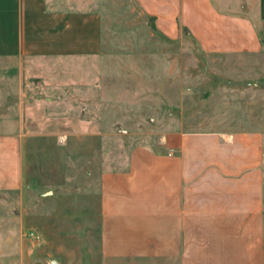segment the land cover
Here are the masks:
<instances>
[{
  "label": "crops",
  "instance_id": "0c3cea01",
  "mask_svg": "<svg viewBox=\"0 0 264 264\" xmlns=\"http://www.w3.org/2000/svg\"><path fill=\"white\" fill-rule=\"evenodd\" d=\"M114 3L0 0V189L22 186V141L41 118H53L51 109L66 101L96 100L112 83L104 78L112 75L116 50L106 24L119 12ZM122 3L168 41L185 28L206 52L264 51V0ZM263 165L264 128L255 125L175 128L156 145L133 146L126 165L106 169L90 196L102 255L264 264ZM38 220L46 236L47 222Z\"/></svg>",
  "mask_w": 264,
  "mask_h": 264
},
{
  "label": "rangeland",
  "instance_id": "374dc122",
  "mask_svg": "<svg viewBox=\"0 0 264 264\" xmlns=\"http://www.w3.org/2000/svg\"><path fill=\"white\" fill-rule=\"evenodd\" d=\"M114 1L119 12L106 24L116 50L104 78L112 83L96 100L51 109L54 117L41 118L23 139L22 186L0 189V264H176L102 255L100 218L89 214L102 173L124 167L133 146L156 145L170 129L264 128V51L206 52L185 28L168 41L147 17Z\"/></svg>",
  "mask_w": 264,
  "mask_h": 264
}]
</instances>
